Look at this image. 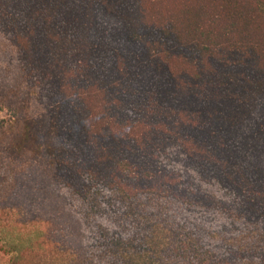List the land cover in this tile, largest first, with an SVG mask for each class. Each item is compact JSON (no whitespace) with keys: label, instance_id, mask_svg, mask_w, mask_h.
I'll use <instances>...</instances> for the list:
<instances>
[{"label":"trees","instance_id":"1","mask_svg":"<svg viewBox=\"0 0 264 264\" xmlns=\"http://www.w3.org/2000/svg\"><path fill=\"white\" fill-rule=\"evenodd\" d=\"M1 232L9 264H264V0H0Z\"/></svg>","mask_w":264,"mask_h":264},{"label":"rangeland","instance_id":"2","mask_svg":"<svg viewBox=\"0 0 264 264\" xmlns=\"http://www.w3.org/2000/svg\"><path fill=\"white\" fill-rule=\"evenodd\" d=\"M16 207V206H15ZM22 207H24L25 214V219L31 220V214H29V204L28 202H23ZM15 210H18V206L15 208ZM19 212H17L18 214ZM16 214V213H15ZM20 214V213H19ZM12 245L9 244L8 238L6 236V233L1 232L0 233V264H9L10 258L12 256L11 250H12Z\"/></svg>","mask_w":264,"mask_h":264}]
</instances>
